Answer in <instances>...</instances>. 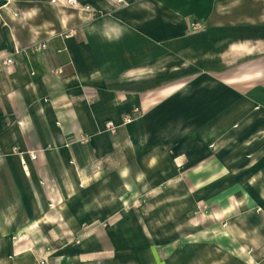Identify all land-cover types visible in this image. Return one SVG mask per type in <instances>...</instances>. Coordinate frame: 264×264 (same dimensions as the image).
Masks as SVG:
<instances>
[{
    "label": "crops",
    "instance_id": "0c3cea01",
    "mask_svg": "<svg viewBox=\"0 0 264 264\" xmlns=\"http://www.w3.org/2000/svg\"><path fill=\"white\" fill-rule=\"evenodd\" d=\"M77 1L0 0V264H264V0Z\"/></svg>",
    "mask_w": 264,
    "mask_h": 264
},
{
    "label": "rangeland",
    "instance_id": "374dc122",
    "mask_svg": "<svg viewBox=\"0 0 264 264\" xmlns=\"http://www.w3.org/2000/svg\"><path fill=\"white\" fill-rule=\"evenodd\" d=\"M57 3H60L62 1L55 0ZM196 3L195 1L193 2ZM127 4V1H126ZM124 4V5H126ZM192 4V5H194ZM123 6V5H122ZM209 14V13H208ZM207 17V16H206ZM211 17V14L208 16ZM200 23L194 20L192 22L193 29H197L199 27ZM198 26V27H197ZM211 205L205 204V208H199L196 211L189 214L188 218L185 219H177V220H166L164 218H158L156 220L157 224V235H156V242L157 246H171L172 242H174V246H177L176 244L180 245L181 241L184 240H195L197 238V221H198V212L204 211L206 214L205 216V222L206 226L210 224V221L208 220V212L210 210ZM199 210V211H198ZM142 237L146 236L148 233V220L142 218ZM208 222V223H207ZM170 227H172V234L170 231ZM211 232L209 233L206 230V246H212L211 243ZM173 238V239H172ZM174 240V241H173ZM210 242V243H209ZM178 245V246H179Z\"/></svg>",
    "mask_w": 264,
    "mask_h": 264
},
{
    "label": "built area",
    "instance_id": "2783aa9c",
    "mask_svg": "<svg viewBox=\"0 0 264 264\" xmlns=\"http://www.w3.org/2000/svg\"><path fill=\"white\" fill-rule=\"evenodd\" d=\"M53 2H55V0H52ZM108 3H110L111 5L114 6H122L124 4H126V0H106ZM63 5H67V6H71L74 8H84V9H90L89 6H81L80 3L77 0H63L62 2ZM46 47V44H36L35 46H33L34 50H41L44 49ZM17 52V50H15ZM0 63L3 66H10L14 63V58L9 56V57H3L0 59ZM61 72V70H57V73L59 74ZM143 111L139 108V107H134L132 108V110L130 112H128L127 114H125L122 118V124H128L130 122H132L133 120L139 118L142 116ZM118 128V125L116 123H114L113 121H107L104 124V130L107 131L108 133H115L116 130ZM81 142H85L86 138H81L80 139ZM13 154L17 155L20 158V163L24 166L25 165V155H28L29 159L34 161L37 159V151H29V150H21L17 147H14L12 149ZM46 260V259H45ZM45 260H41L40 264H45L46 261Z\"/></svg>",
    "mask_w": 264,
    "mask_h": 264
}]
</instances>
